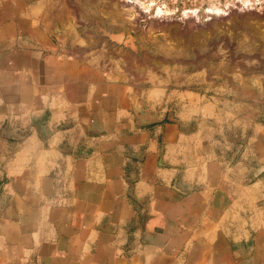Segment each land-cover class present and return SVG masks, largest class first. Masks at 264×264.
Segmentation results:
<instances>
[{
	"label": "crops",
	"instance_id": "1",
	"mask_svg": "<svg viewBox=\"0 0 264 264\" xmlns=\"http://www.w3.org/2000/svg\"><path fill=\"white\" fill-rule=\"evenodd\" d=\"M66 2L0 0V264H264V60L137 78Z\"/></svg>",
	"mask_w": 264,
	"mask_h": 264
},
{
	"label": "rangeland",
	"instance_id": "2",
	"mask_svg": "<svg viewBox=\"0 0 264 264\" xmlns=\"http://www.w3.org/2000/svg\"><path fill=\"white\" fill-rule=\"evenodd\" d=\"M61 5L79 26L102 28L105 38L126 50L134 67L129 73L137 78H148L147 67L160 73L166 61L171 73L177 62L188 72L199 61L218 74L257 55L264 60V0H71Z\"/></svg>",
	"mask_w": 264,
	"mask_h": 264
},
{
	"label": "water",
	"instance_id": "3",
	"mask_svg": "<svg viewBox=\"0 0 264 264\" xmlns=\"http://www.w3.org/2000/svg\"><path fill=\"white\" fill-rule=\"evenodd\" d=\"M70 28L74 31V33L76 34L77 40H81V36L76 28V26H74L73 24L70 25Z\"/></svg>",
	"mask_w": 264,
	"mask_h": 264
},
{
	"label": "bare ground",
	"instance_id": "4",
	"mask_svg": "<svg viewBox=\"0 0 264 264\" xmlns=\"http://www.w3.org/2000/svg\"><path fill=\"white\" fill-rule=\"evenodd\" d=\"M158 10H159V12H160V11H161V8L158 7V8H157V11H158ZM193 11L196 12V10H192L191 12H193ZM208 12H209V11H208Z\"/></svg>",
	"mask_w": 264,
	"mask_h": 264
}]
</instances>
